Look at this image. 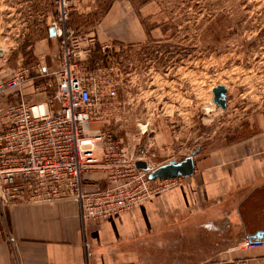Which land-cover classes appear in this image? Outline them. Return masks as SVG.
<instances>
[{"label": "rangeland", "instance_id": "obj_1", "mask_svg": "<svg viewBox=\"0 0 264 264\" xmlns=\"http://www.w3.org/2000/svg\"><path fill=\"white\" fill-rule=\"evenodd\" d=\"M76 1L73 30H96L106 47L92 58L121 74L120 106L94 128L110 129L137 160L151 169L199 162L264 132V0H92L82 16ZM55 23V0H0V82L19 68L36 76L55 67L64 39L46 35ZM220 85L226 110L214 102Z\"/></svg>", "mask_w": 264, "mask_h": 264}, {"label": "built area", "instance_id": "obj_2", "mask_svg": "<svg viewBox=\"0 0 264 264\" xmlns=\"http://www.w3.org/2000/svg\"><path fill=\"white\" fill-rule=\"evenodd\" d=\"M52 30L64 37L58 68H19L0 82V203L45 204L79 201L83 223H101L122 216L155 194L178 186L179 179L150 180L136 168V157L110 129L94 128L118 109V69L101 67L95 54L106 46L96 30L74 31L76 0H55ZM92 66H96L92 69ZM34 84L31 102L25 86ZM57 88V100L52 89ZM45 95L37 100L36 97ZM92 174L103 175L105 188ZM9 245L8 238L4 239ZM259 249L264 241L246 240ZM238 264H264V257Z\"/></svg>", "mask_w": 264, "mask_h": 264}, {"label": "crops", "instance_id": "obj_3", "mask_svg": "<svg viewBox=\"0 0 264 264\" xmlns=\"http://www.w3.org/2000/svg\"><path fill=\"white\" fill-rule=\"evenodd\" d=\"M91 5L79 0V15ZM57 55L49 70L58 68ZM33 88L32 82L24 88L28 99ZM194 167L175 188L101 223H83L75 199L0 203V264H217L222 256L264 257V249H243L264 233V132L194 160ZM96 180V187L105 185Z\"/></svg>", "mask_w": 264, "mask_h": 264}, {"label": "water", "instance_id": "obj_4", "mask_svg": "<svg viewBox=\"0 0 264 264\" xmlns=\"http://www.w3.org/2000/svg\"><path fill=\"white\" fill-rule=\"evenodd\" d=\"M52 35L55 36V31L52 30ZM227 88L225 86H218L214 89V102L218 107L223 110L227 109ZM196 154H194L195 156ZM137 169L149 172L150 180H167V179H179V178H189L194 175V159L189 157L182 162L174 161L168 165L161 166L156 169H151L149 164L145 161L137 160L135 163ZM256 240L264 241V233H259L256 235Z\"/></svg>", "mask_w": 264, "mask_h": 264}]
</instances>
